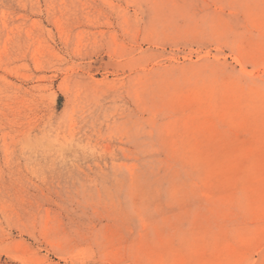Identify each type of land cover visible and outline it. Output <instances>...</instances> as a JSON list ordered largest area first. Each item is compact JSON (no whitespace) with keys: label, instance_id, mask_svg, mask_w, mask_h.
Here are the masks:
<instances>
[{"label":"rangeland","instance_id":"1","mask_svg":"<svg viewBox=\"0 0 264 264\" xmlns=\"http://www.w3.org/2000/svg\"><path fill=\"white\" fill-rule=\"evenodd\" d=\"M0 264H264V0H0Z\"/></svg>","mask_w":264,"mask_h":264}]
</instances>
